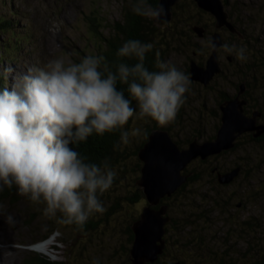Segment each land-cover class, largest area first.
<instances>
[{"label":"rangeland","instance_id":"rangeland-1","mask_svg":"<svg viewBox=\"0 0 264 264\" xmlns=\"http://www.w3.org/2000/svg\"><path fill=\"white\" fill-rule=\"evenodd\" d=\"M127 2L0 0V18H8L11 23L10 31H0V53L4 51L3 43L8 36L17 34L21 37L20 42L15 43L19 47L18 51L14 44L7 47V52L11 54L16 51L15 57L10 59L4 55L0 66L11 65L17 72H21L28 65L43 66L52 56L77 61L85 55H93L99 45L98 34L94 29L98 28L97 31L103 35H113L111 25L117 20L121 21L122 7ZM225 6L233 12L232 18L238 21L237 26L246 36L239 40L230 36L226 30L218 29L223 44L226 41L245 46L247 60L241 61L222 46L218 47L220 72L211 80V86H203L191 80V91L186 94L187 99L176 119L163 126L169 129L170 135L180 147L186 146L188 139L197 137L203 140L215 133L220 121L217 105L220 92L233 95L236 86L242 82L248 85L246 97L252 104L251 108L260 109L261 120L264 121V0H227ZM211 19L214 21L213 17L209 19L205 16L198 23L194 22V25L203 26L206 23L209 26V30L204 32L207 41L215 29ZM190 36L189 40L182 38L185 44L175 38L172 40L173 37L163 36L164 39L172 40V50L164 60L187 73L190 59L203 64L207 56L197 49L195 43L203 47L208 45L204 37H198L194 31ZM188 41L194 43V46L187 45ZM227 55L231 56L230 61ZM4 77V85H7L10 77ZM129 122L127 129L131 131L132 149L151 122L148 117L139 116L130 118ZM249 136L241 134L239 144L231 151L209 158L202 164L192 162L186 166L185 171L191 168L202 171L201 179L188 186L184 194L185 197L195 194L197 198L192 197L190 211L197 212L200 208L199 213L203 216H188L189 222L193 216L191 223L194 217L202 218L197 222L200 225L195 228L196 231L187 224V234L183 236L180 228L182 217L190 211L184 209L185 205L178 197L168 202L166 212L175 217L177 224L173 227L174 231L167 228L169 230L164 234L166 247L163 260L173 258V261L180 260L182 264H249L253 259L261 260L264 255V137L252 140V136ZM126 161L125 178L121 181L122 185L116 188L121 195L134 189V172L130 168L135 159L130 156L126 157ZM234 166H239L241 170L228 184L217 182L215 173L209 174L212 167L222 172ZM105 193L110 194L108 197L101 196L106 209L116 193L109 190ZM0 201L4 202L7 211L17 220L15 225L9 226L0 218V264H18L30 251L41 252L49 259L64 261L65 264H93L94 258H98L100 264H129L125 227L131 216L135 212L139 213L146 203L144 197L129 204L119 196L120 208L109 212L105 221H97L94 230H80L72 225L60 224L55 218L43 216L39 210L42 205H35L22 195L0 198ZM96 215L99 214L91 217L98 219ZM52 226L54 230L42 238ZM37 242L48 245L36 248L34 246Z\"/></svg>","mask_w":264,"mask_h":264},{"label":"clouds","instance_id":"clouds-1","mask_svg":"<svg viewBox=\"0 0 264 264\" xmlns=\"http://www.w3.org/2000/svg\"><path fill=\"white\" fill-rule=\"evenodd\" d=\"M131 10L166 23L163 4L132 0ZM207 43L213 50L218 46L213 38ZM222 47L247 60L245 46L226 42ZM152 49V42L127 39L116 51L124 59L114 67L103 55L77 61L52 56L43 66L28 65L21 72L0 66V74L10 77V83L0 86V192L15 186L17 194L42 205L43 216L77 228L103 213L100 196L112 187L117 172L107 157L91 161L76 146L93 133L116 131L127 143L125 125L134 116L166 126L191 91L190 74L159 59L158 53L154 70L146 66V53ZM118 82L126 85L127 95ZM0 218L9 226L17 223L3 201ZM93 264L100 260L94 258Z\"/></svg>","mask_w":264,"mask_h":264},{"label":"water","instance_id":"water-1","mask_svg":"<svg viewBox=\"0 0 264 264\" xmlns=\"http://www.w3.org/2000/svg\"><path fill=\"white\" fill-rule=\"evenodd\" d=\"M175 1L177 0H157V3L164 6L166 23L153 22L156 26L165 27L169 24ZM193 1L198 8L214 18L215 29L209 38L215 39L218 46L214 50L210 48L203 64L190 59L188 66L191 80L206 86L220 72L217 50L223 40L218 29L225 28L231 33H237L238 30L228 19V11L223 0ZM191 29L198 37L204 36V26L196 24ZM227 59H230L229 56ZM237 86L234 96L218 104L220 121L212 138L198 140L197 137H193L186 146L180 147L167 129L155 127L147 133L145 140L137 149L140 167L135 183L142 190L146 203L141 207L138 217L131 223L133 238L128 248L130 264L153 262L162 252L166 223L170 216L166 213V207L160 204V200L170 196L186 181L189 173L184 170L192 160L205 159L232 148L236 138L243 133L247 132L255 138L264 133V122L257 121L261 111L256 107L251 108L248 113L244 110L247 101L242 93L246 84L242 82ZM239 169V166H234L221 172L215 171L213 167L211 171H215L217 182L224 184L236 177ZM174 264H179V261Z\"/></svg>","mask_w":264,"mask_h":264},{"label":"trees","instance_id":"trees-1","mask_svg":"<svg viewBox=\"0 0 264 264\" xmlns=\"http://www.w3.org/2000/svg\"><path fill=\"white\" fill-rule=\"evenodd\" d=\"M225 1L226 0H223V2H225ZM150 2L155 5L157 3V0H150ZM131 4H132V0H128V2L122 7V19H121V21L117 20V21L113 22V24L111 25L113 35H111V36L103 35L100 31H97L98 28L94 29V32H96L98 34V40L97 41H98L99 45L96 47V50H95L93 55H103L105 57L106 62H108L109 65H111L113 67L118 61H120L121 59H124L121 57H117V55H116L117 49L121 46V44L125 40L130 39V38H135V39H139L141 41L153 43V49L150 50L148 53H146L145 64L149 69L154 70V63H155V60L157 59V55H156L157 53L159 54V59L164 60L169 55L170 51L172 50L171 41L174 40V38L181 41V42H184L182 38L189 40L191 38L190 34L193 35V30L191 28H192V26H194V22L198 23V21L201 20L202 17H205V16H207L209 19L212 18V17H210L209 13L198 8L193 0H177V1H175V3L172 6V18H171L169 24L165 27H158L151 20L143 18L139 15H136L131 10ZM229 10H228V12H229ZM232 13L233 12L230 10L229 18H231L233 16ZM211 21L214 23V21L212 19H211ZM235 23L236 22L234 21V24ZM10 25H11L10 19L0 18V31H3V29L9 30ZM203 26L207 32V30H209V26L206 23H203ZM158 32L160 35L159 34L156 35ZM231 34L232 35H230V36H235V33H231ZM164 35H166L167 38L173 37V39L172 40L167 39V38L164 39V37H163ZM203 37H204V40L207 42L206 35H204ZM20 39H21V37L17 34H12V36H8V39L6 40V42L3 43L4 51L2 50L0 53V62L4 59V55H6V57L10 58V59L15 57V52L19 50V47L17 45H15V43H19ZM185 43L186 42H184V44ZM11 44H14L16 47V51H14V53H12V54L7 52V47L12 46ZM195 44H196V46H198L197 49H199V51L202 54L204 53V54L208 55V53L210 51V47L208 45L203 47V46L198 45L197 43H195ZM187 45H190L193 47L194 43H192L191 41H188ZM126 62L131 64V63H134L135 61L134 60H126ZM4 79H5L4 75L0 74V86L4 85V82H5ZM210 82H211V80H210ZM210 82L206 86H211ZM247 86L248 85L246 84V89L242 93V96L246 98L247 103L244 106V110H245V112L248 113L252 104H250L249 98L246 97V94H248V87ZM117 87L121 88V89H125V95H127L126 85H123V84L118 82ZM237 89H238V86H236V90ZM235 93L233 95H228L227 93L220 92L219 97L217 99V105L221 101H223L224 99L231 97V96H234ZM133 103H135V102L133 101ZM149 121L151 122V124L149 126L145 127V129L141 133V137H140L139 141L136 143V145L132 149L130 148L131 131H128L129 132L128 141L130 140L129 143L128 142L127 143L121 142L119 139V131H116V132H112V133H104L102 136L93 133L86 141H84V142H82L76 146L77 150L79 152H81L82 154L86 155L91 161L99 163L102 159L107 157L110 165L115 168L117 175L114 179V183H113L111 189H109L110 192L114 191L116 193V195H114L112 197L113 200H111V202L108 204L107 208L102 213V215H100L101 213H98L99 215L98 216L96 215L98 219H94V218L90 217L88 219V221L85 223V225L83 226V228H77L74 225H72L74 228L80 229V230H94L97 226V221H99V220L105 221V217H106V215L109 214V212H111L114 209L120 208V205L118 202L119 196H122L123 199H125L126 202L129 204H133L136 201H138L141 197H144L142 190L135 183V179L139 175V167H140V161L137 157V149L140 147V145L143 143V141L146 138V135L144 134L145 132L148 133L152 128H155V127L165 128L163 126H159L151 118H149ZM127 125H125L126 128H127ZM165 129L169 130L168 128H165ZM213 135L208 137L207 139L212 138ZM249 137H251V136H249ZM263 137H264V134H262L261 137H259L257 139H254L252 137H251V139L252 140H259ZM189 140L190 139H188V141ZM238 140H240V136H238L236 138L235 144L232 148H230L228 150H224L220 154H223V153H226L228 151L233 150L239 144ZM220 154L210 155V156L206 157L205 159H194L190 163L198 162V163L202 164L207 159L216 158ZM130 156L131 157L133 156V158L135 159L133 166L130 168L131 171L134 172V176L132 177V181H133L132 185H133L134 189L130 190V193H128V194L121 195V193H119L116 188H118V186L122 185L121 181L123 178H125V172L127 171L126 157H130ZM184 172L189 173L186 181L183 182L170 196H165V197L161 198V200H160V204L164 205L166 207V209H167L168 202H170V201L172 202V199H176L177 197L182 199V201L185 205L184 209L187 212H189L192 209V203H191V202H193L192 197H196V196H195V194H193L191 197L190 196L185 197L184 191L189 188L188 186L196 184L201 179L202 171L200 172V170H197V168H191V170H187V171L184 170ZM209 174L214 175V173H211V169L209 171ZM16 195H17V192L15 190V186H13V188H11V189L5 188V190L3 192H0V198L1 199H7L10 197H15ZM102 195L107 196V197L110 196L109 193L101 194V196ZM101 196H100V199H101ZM202 201H203V199H202ZM175 204L173 205V208H174ZM177 205H178V203H177ZM199 212H200V208L197 210V212L190 211L187 215L182 217L183 222H182L180 228L182 231L181 233H183V236H184V234H187V232L185 231V227L187 224H189L192 227V229L195 231H196L195 228L199 227L200 224H197V222H200L199 220L202 217H197L196 219L194 217V222L191 223L193 220L192 219L193 216H195V215L196 216H203V214L199 213ZM166 213L168 214V212H166ZM191 214L193 216L191 217V219H189L190 220V222H189L188 216L190 217ZM138 215H139V213L135 212L131 216L130 222L127 223V225L125 227L127 244L129 245L127 248L130 247V244H131V241L133 238V233L131 230V223L133 220H135L138 217ZM176 224H177V222H176L175 217L170 216V220L166 223V230H169L167 228H170L171 230L174 231L173 227H175ZM52 227L53 228L48 229L46 231V233H44L42 235V238H45L51 231L54 230V226H52ZM175 232L177 233L176 230H175ZM164 242H166V241L164 240ZM36 244L37 245L34 246L36 248H40L44 245H45L44 247H46L48 245V243L42 244L40 242H37ZM175 244H178V243L175 242ZM165 247H166V244H164L163 250L158 255V257L153 262H149L147 264H174L176 261H179V264H182L180 260L173 261L172 260L173 258L163 260L162 255L165 254ZM127 256L129 257L128 249H127ZM128 261H129V258H128ZM18 264H65V263H64V261L51 260L47 257V255H44L41 252L30 251L27 254V256L25 258H23ZM82 264H85V263H82ZM129 264H130V261H129ZM218 264H224V262H220ZM249 264H264V255L262 256L260 261L253 259L252 262Z\"/></svg>","mask_w":264,"mask_h":264},{"label":"flooded vegetation","instance_id":"flooded-vegetation-1","mask_svg":"<svg viewBox=\"0 0 264 264\" xmlns=\"http://www.w3.org/2000/svg\"><path fill=\"white\" fill-rule=\"evenodd\" d=\"M226 2H227V0L224 2V4H226ZM226 9H227V8H226ZM228 10H229V9H227V11H228ZM229 12H230V10H229ZM229 12H228V19L233 23V25H234V26L236 27V29L238 30L237 33H235V36H233V38H236V39H239V40H243V39L245 38V36H246V33H244V31H243L239 26H237L238 21L234 20V18H232L233 16H232L231 18H229ZM232 15H233V13H232ZM232 20H233V21H232ZM234 21L236 22L235 24H234ZM222 29L226 30V31L228 32L229 35H232L231 32H230L229 30H227V29H225V28H222ZM238 32H239V34H238ZM225 43H226V41H225ZM233 43H234V42H233ZM222 44H223V42H222ZM221 46H222V45H221ZM221 46H220V47H221ZM218 51H219V50H218ZM228 56H229V58H230V59H228V60L230 61V60H231V56H230V55H227V57H228ZM219 65H220V64H219ZM263 65H264V64H263ZM214 77H215V76H214ZM214 77H213V78H214ZM213 78H212V79H213ZM212 79H211V80H212ZM245 89H246V88H245ZM244 91H245V90H244ZM259 110H260V109H259ZM260 111H261V110H260ZM261 117H262V111H261V115H260V117H258V120H257L258 122H264V121L261 120ZM245 134L248 135L249 133H245ZM263 134H264V133H263ZM240 137H241V135H240ZM259 137H261V135H260ZM259 137H258V138H259ZM216 170H217V169H215V171H216ZM240 170H241V168L239 169V171H240ZM215 171H214V172L211 171V172H212V173H215ZM238 174H239V172H238ZM234 179H235V177H234L231 181H233ZM231 181H230V182H231ZM230 182H228V183H230ZM228 183H224V184H228ZM226 263H228V262H226ZM231 263H232V262H231ZM224 264H225V263H224ZM232 264H233V263H232Z\"/></svg>","mask_w":264,"mask_h":264}]
</instances>
